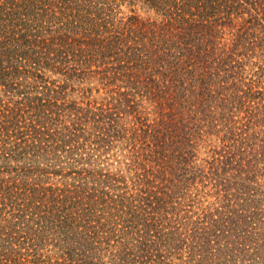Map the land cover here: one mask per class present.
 Wrapping results in <instances>:
<instances>
[{
	"label": "trees",
	"instance_id": "obj_1",
	"mask_svg": "<svg viewBox=\"0 0 264 264\" xmlns=\"http://www.w3.org/2000/svg\"><path fill=\"white\" fill-rule=\"evenodd\" d=\"M254 57L264 0H0V264H264ZM55 75L115 87L68 117ZM139 139L157 167L113 170L105 154Z\"/></svg>",
	"mask_w": 264,
	"mask_h": 264
},
{
	"label": "rangeland",
	"instance_id": "obj_2",
	"mask_svg": "<svg viewBox=\"0 0 264 264\" xmlns=\"http://www.w3.org/2000/svg\"><path fill=\"white\" fill-rule=\"evenodd\" d=\"M121 12L119 13V16H130L131 14L137 13L143 18L147 17H155V13L153 11L146 10L144 8L140 7H133L130 6L128 3H123L120 7ZM134 10V11H132ZM226 31L228 32L226 36V40L228 38V34L230 28H226ZM246 62H248L247 58H244ZM253 61H260V63L264 64L263 60H259L258 57L252 58ZM250 65V64H249ZM248 68L252 67V64ZM255 69H258L257 67ZM253 75V73L251 74ZM255 76L254 78H256ZM53 78L57 79L59 83H67V88L65 89L67 92V96L69 98V101L66 103L69 107L65 112L69 115L71 114L73 110V103H76L77 106H83L85 107L86 104L91 101L93 105L100 106L102 105L106 100L110 99L112 97V93L109 92L112 90L115 86L111 85L108 86L101 82L100 79L97 78H90V80H73L72 82L65 78L62 75H55ZM262 86H264V82L261 83ZM109 92V94L107 93ZM117 96V94H115ZM140 97H137V100L140 101L138 105V110H142L146 113L143 114V118L149 117L150 120H154L159 114L156 113L154 106H152V102L147 101V99L139 100ZM62 100H59V103H61ZM64 112V111H63ZM124 114L122 122L127 124L128 126H139L140 123L138 122L139 119L135 117V115L139 116L141 113L137 114V111H135L132 115L129 116V114ZM132 120V121H131ZM204 134V132H203ZM204 140H200L198 142V150H199V157L200 162L202 159H208L210 158L212 152V147H215L219 140L216 139V137H210L207 135H204ZM211 138V141H209ZM212 142V143H209ZM136 149L133 148L132 145L124 144V146H121V143L116 144L110 149V152L108 154H105V160L106 162H109L111 164V168L113 170H118L122 172V174L127 175V177L135 176V174L138 172L140 174L147 172L150 167L156 168V160L154 155H151V151L148 149L147 143L142 141V139H139L137 142ZM261 173L263 174L260 178V180L264 183V169L261 170ZM59 179V177L56 178V181ZM208 200H213V198L208 197Z\"/></svg>",
	"mask_w": 264,
	"mask_h": 264
}]
</instances>
